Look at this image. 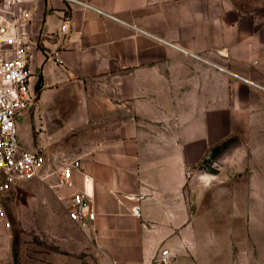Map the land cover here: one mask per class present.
Instances as JSON below:
<instances>
[{
    "label": "crops",
    "instance_id": "obj_1",
    "mask_svg": "<svg viewBox=\"0 0 264 264\" xmlns=\"http://www.w3.org/2000/svg\"><path fill=\"white\" fill-rule=\"evenodd\" d=\"M80 1L22 5L36 98L18 139L49 176L2 197L0 264L14 232L30 264H264V1ZM76 190L93 221L69 217Z\"/></svg>",
    "mask_w": 264,
    "mask_h": 264
},
{
    "label": "built area",
    "instance_id": "obj_2",
    "mask_svg": "<svg viewBox=\"0 0 264 264\" xmlns=\"http://www.w3.org/2000/svg\"><path fill=\"white\" fill-rule=\"evenodd\" d=\"M69 1L88 7L80 0ZM23 3L24 0H0V216L3 218L1 198L6 192L31 179L44 180L49 176L44 168L45 154L25 150L18 139L16 116L36 98L29 85L31 72L25 31L15 30L24 26L30 17V11L22 7ZM7 15L11 16V20ZM70 23L71 17L65 15L61 30H68ZM8 28L12 29V34L6 39ZM5 41L12 42L11 49L4 47ZM57 179L59 187L74 188L72 167L69 164L60 166ZM87 198L86 192L76 190L63 201L69 217L75 222L85 224L86 221H93L95 213L86 205ZM5 223L9 225L8 220ZM158 264L170 263L161 260Z\"/></svg>",
    "mask_w": 264,
    "mask_h": 264
},
{
    "label": "rangeland",
    "instance_id": "obj_3",
    "mask_svg": "<svg viewBox=\"0 0 264 264\" xmlns=\"http://www.w3.org/2000/svg\"><path fill=\"white\" fill-rule=\"evenodd\" d=\"M244 1L246 3V6H249L251 4L252 0H244ZM262 1H264V0H262ZM67 158H68V156L65 155V154H58L57 156L56 155L51 156L50 160L53 161L54 163H58L59 165H62V164H69V163H66ZM196 171H198L199 173H205V172L213 173L212 169H211V164L209 165L206 162H204V164L202 166L197 167ZM190 175L191 176L194 175V172H192V173L190 172L189 174H187V176H190ZM10 191L11 190L6 192L5 194H7V196H9L8 194H9ZM9 198H10V196H9ZM7 200L9 202L12 201V200H9V199H7ZM2 203H3V201H2V198H1L2 210L4 211V219L8 220L10 226H13L14 225V221H13L12 212H9L10 214H8V212L6 211L5 207L3 206L6 203L5 204L4 203L2 204ZM6 206H8V205H6ZM12 240H13V250H14V264H30L28 258L20 256V253H19L20 247H21L20 246V244H21V242H20V234H18L17 232L16 233L14 232V237H13ZM4 264H10L9 260L7 259L6 262H4ZM70 264H79L78 263V259H71V263Z\"/></svg>",
    "mask_w": 264,
    "mask_h": 264
},
{
    "label": "water",
    "instance_id": "obj_4",
    "mask_svg": "<svg viewBox=\"0 0 264 264\" xmlns=\"http://www.w3.org/2000/svg\"><path fill=\"white\" fill-rule=\"evenodd\" d=\"M207 163V162H206ZM209 164V163H208ZM210 165V164H209Z\"/></svg>",
    "mask_w": 264,
    "mask_h": 264
}]
</instances>
